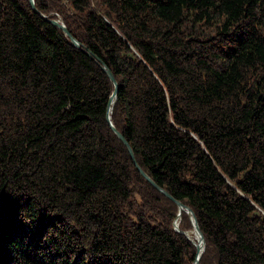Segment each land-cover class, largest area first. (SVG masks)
Returning <instances> with one entry per match:
<instances>
[{
    "label": "trees",
    "instance_id": "trees-1",
    "mask_svg": "<svg viewBox=\"0 0 264 264\" xmlns=\"http://www.w3.org/2000/svg\"><path fill=\"white\" fill-rule=\"evenodd\" d=\"M0 0V264H264V0ZM61 18L82 48L45 19Z\"/></svg>",
    "mask_w": 264,
    "mask_h": 264
},
{
    "label": "water",
    "instance_id": "water-1",
    "mask_svg": "<svg viewBox=\"0 0 264 264\" xmlns=\"http://www.w3.org/2000/svg\"><path fill=\"white\" fill-rule=\"evenodd\" d=\"M31 1V4H32V7L33 9L36 11V12H39V10L36 8L35 6V0H30ZM42 16L47 19L49 22L53 23L54 25L58 26L59 28L63 29L65 34L67 36H69L72 40V43L79 47V48H82L81 47V44L80 42L74 38L68 28L66 27L65 23L63 22V20L61 18L59 19H50L48 18L45 14H42ZM84 51L87 52L88 55H90L91 57H93L94 59H96L98 62L100 61L99 58H97V56H95L90 50H87L85 48H82ZM103 68L104 70L107 72V74L109 75L110 79L114 82L115 84V89L110 97V100H109V108H108V114H107V119H108V122L110 124V126L113 128L114 132L117 134V136L126 144V146L128 147V150L130 152V155L136 165V167L138 168V170L140 171V173L145 177L146 180H148L156 189H158L159 191H161L163 194H165L168 198H170L171 200L175 201L178 205V208H179V213H178V218H180L181 216V212L182 211H186L192 218V222H193V226L195 228V230L197 231V233L199 234L200 236V240L203 242V247L202 249L200 248V244L197 243V242H194L195 245L197 246V249H198V253H197V258L196 260L194 261L193 264H199V261H200V257L202 255V253L204 252L205 250V247H206V241H205V237L199 227V224H198V220L193 212V210L191 208H189L188 206H185L181 201L179 200H176L168 191L164 190L163 188H161L143 169L142 167L139 165V163L137 162L136 160V157H135V154H134V151L132 149V147L129 145V143L127 142V140L125 139V137L121 134V132H119L116 127L114 126L113 124V121H112V117H111V113H112V109H113V106H112V109H110V105L111 103L113 102V105L117 99V96H118V90H119V86H118V83L114 77V74L112 72V70L110 68H108L106 65H103ZM175 230L178 231V232H181V233H184L186 236L189 237V239H193L190 235H189V231H182L180 228H179V222L176 220L175 223Z\"/></svg>",
    "mask_w": 264,
    "mask_h": 264
},
{
    "label": "bare ground",
    "instance_id": "bare-ground-1",
    "mask_svg": "<svg viewBox=\"0 0 264 264\" xmlns=\"http://www.w3.org/2000/svg\"><path fill=\"white\" fill-rule=\"evenodd\" d=\"M113 102L110 105V109H112ZM179 222V221H178ZM189 235L197 242L200 244V248L202 249L203 247V242L200 240V236L197 233V231H189Z\"/></svg>",
    "mask_w": 264,
    "mask_h": 264
}]
</instances>
